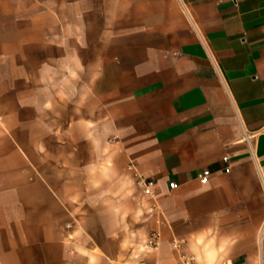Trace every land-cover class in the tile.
Listing matches in <instances>:
<instances>
[{
	"label": "crops",
	"instance_id": "1",
	"mask_svg": "<svg viewBox=\"0 0 264 264\" xmlns=\"http://www.w3.org/2000/svg\"><path fill=\"white\" fill-rule=\"evenodd\" d=\"M183 257L264 264V0H0V264Z\"/></svg>",
	"mask_w": 264,
	"mask_h": 264
},
{
	"label": "built area",
	"instance_id": "2",
	"mask_svg": "<svg viewBox=\"0 0 264 264\" xmlns=\"http://www.w3.org/2000/svg\"><path fill=\"white\" fill-rule=\"evenodd\" d=\"M228 158H225L227 161ZM132 168V166L130 167ZM211 176V171L210 170H205L201 175H200V181L202 183H208L210 180ZM141 185L144 187V191L147 195L153 196L155 194L154 192V187H155V182L154 180H147V179H142L140 181ZM175 184H172V187H175ZM160 240H161V235L160 232L157 230L152 231L149 234L148 237V242H147V247L157 249L160 246ZM174 246L176 248H180L181 242L174 240L173 242ZM194 259L190 257H183V262L182 264H193Z\"/></svg>",
	"mask_w": 264,
	"mask_h": 264
},
{
	"label": "rangeland",
	"instance_id": "3",
	"mask_svg": "<svg viewBox=\"0 0 264 264\" xmlns=\"http://www.w3.org/2000/svg\"><path fill=\"white\" fill-rule=\"evenodd\" d=\"M128 215H129L128 211H127V212H126V211H125V212H122V217H123V218H127ZM71 228H72V227H70V229H71ZM147 242H148V241H144L143 244H142V248H143V250H146V251H147ZM94 250H95V251H98V248L95 247Z\"/></svg>",
	"mask_w": 264,
	"mask_h": 264
}]
</instances>
